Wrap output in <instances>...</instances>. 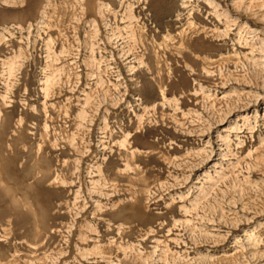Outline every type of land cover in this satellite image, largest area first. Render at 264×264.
Instances as JSON below:
<instances>
[{"label":"rangeland","instance_id":"1","mask_svg":"<svg viewBox=\"0 0 264 264\" xmlns=\"http://www.w3.org/2000/svg\"><path fill=\"white\" fill-rule=\"evenodd\" d=\"M0 264H264V0H0Z\"/></svg>","mask_w":264,"mask_h":264},{"label":"bare ground","instance_id":"2","mask_svg":"<svg viewBox=\"0 0 264 264\" xmlns=\"http://www.w3.org/2000/svg\"><path fill=\"white\" fill-rule=\"evenodd\" d=\"M132 7L131 6H129V11L131 12V9ZM96 62V65L98 64V65H100V62H97V61H95ZM49 80H47V82H48ZM48 84V83H47ZM50 84V83H49Z\"/></svg>","mask_w":264,"mask_h":264}]
</instances>
